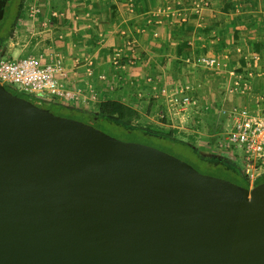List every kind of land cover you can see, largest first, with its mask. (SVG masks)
I'll return each mask as SVG.
<instances>
[{"label": "water", "instance_id": "95a60500", "mask_svg": "<svg viewBox=\"0 0 264 264\" xmlns=\"http://www.w3.org/2000/svg\"><path fill=\"white\" fill-rule=\"evenodd\" d=\"M0 264H264V183L203 174L0 84Z\"/></svg>", "mask_w": 264, "mask_h": 264}, {"label": "crops", "instance_id": "0c3cea01", "mask_svg": "<svg viewBox=\"0 0 264 264\" xmlns=\"http://www.w3.org/2000/svg\"><path fill=\"white\" fill-rule=\"evenodd\" d=\"M194 3L30 1L40 8L42 20H51L44 37H36L34 53L44 61L50 54L62 60L64 86L78 99L61 104L97 114L102 103H123L135 111L137 127L180 136L206 155L221 131L211 123L218 110L195 114L203 120L198 128L192 124L198 131L189 128L192 121L179 127L182 117L168 115L159 89L179 97L186 91L199 104L219 109L264 105V0H209L198 12ZM204 59L219 65H204Z\"/></svg>", "mask_w": 264, "mask_h": 264}, {"label": "built area", "instance_id": "2783aa9c", "mask_svg": "<svg viewBox=\"0 0 264 264\" xmlns=\"http://www.w3.org/2000/svg\"><path fill=\"white\" fill-rule=\"evenodd\" d=\"M195 10L200 11L201 6H208L209 0H194ZM39 7H31L28 15L36 17L39 15ZM46 21L38 19V25L47 28ZM49 60L36 56L25 58H14L12 56L0 55V84L13 88L14 90L30 96L45 99L52 96L57 99L75 103L78 97L64 86L67 72L62 60L55 54L49 55ZM201 63L209 67L218 66L215 59H204ZM183 91L181 97L178 92H171L162 87L159 94L164 97L168 106V115L172 119L182 117L179 127H183L196 118L199 114L200 104L194 97L188 96ZM257 110L246 107H231L221 109L224 117L228 120L227 127L216 136L212 144L208 145L206 155L220 157L235 166L237 159H242V174L251 183L255 184L264 177V105ZM191 130L198 129L201 122H195Z\"/></svg>", "mask_w": 264, "mask_h": 264}, {"label": "trees", "instance_id": "16d2710c", "mask_svg": "<svg viewBox=\"0 0 264 264\" xmlns=\"http://www.w3.org/2000/svg\"><path fill=\"white\" fill-rule=\"evenodd\" d=\"M21 1L22 0H10L8 2L6 7L8 18H4L0 23V39L10 33L11 26L15 21ZM5 88L12 94L54 113L55 115L82 121L111 136L113 134H110V132H112V128H115L114 130L117 135L123 136L121 138L124 140L146 144L170 153L172 156L175 155L171 152H175L179 155L175 157L190 164L196 170L198 169L195 165L200 164L210 175L228 180L244 189H250V182L237 166L227 164L226 161L220 157L202 154V152L191 146L190 143L176 139L172 133L134 126L133 121L136 116L135 111L123 103L117 101L102 103L98 113L92 114L61 103L20 93L8 86H5ZM147 140L155 141L159 146H153L147 143ZM263 183L264 177L257 181L254 184V187Z\"/></svg>", "mask_w": 264, "mask_h": 264}, {"label": "rangeland", "instance_id": "374dc122", "mask_svg": "<svg viewBox=\"0 0 264 264\" xmlns=\"http://www.w3.org/2000/svg\"><path fill=\"white\" fill-rule=\"evenodd\" d=\"M30 1H34V0H22L21 1L20 5H19V9L17 10L15 21L13 22V24L11 26L10 33L7 36H4L3 38L0 39V55H6V56L11 55L14 58H25L28 56V53L30 52L31 55L36 56L35 55L36 53H34V52H36L37 49L39 48L37 43L40 42V41L36 40V37H39L38 35H41L40 36L41 38L44 37V33H43L44 28L42 29L41 27L40 28L38 27V19L39 18L42 19L41 13H39V15L36 17H32V16L28 15V13L32 7V6H29ZM4 18L5 19L8 18V15L6 12H5ZM44 21L48 22L51 20L44 18ZM37 57H40V56H37ZM45 100L60 103L59 102L60 99H53L52 96H46ZM209 105L210 106H207V104L206 105L200 104V109L198 111H199V113L202 114L201 117H204V115L207 116L208 111H210L211 109H213L214 112H216L218 110L217 112H219V114H216V116H212L211 123H213V125L216 129L220 128L221 131L220 132L218 131V132L222 133L223 130L228 125V120L224 117L223 113L221 112V107L219 109L218 104H212V105L209 104ZM224 107H228V106L226 105ZM215 109H217V110H215ZM197 115H199V114H197ZM209 115L211 116V114H209ZM190 121H191V119H190ZM197 121H200L201 123H203L202 118H197V117H196V119H194L192 121V123H195ZM133 125L137 127L136 123ZM114 129L115 128H112V132H110V134H113L112 135L113 137L118 138V139L123 140V141H130V140L122 139L121 137H123V136L117 135V133ZM179 137H175V138L181 140V137L180 138ZM132 142H134V141H132ZM147 143H149L153 146H159V144L156 143L155 141H148L147 140ZM171 153L174 154L175 156H179L175 152H171ZM226 163L229 165H234V164L229 163V162H226ZM235 164L239 168H243V166H244L242 159H237L235 161ZM195 167L201 173L210 175L203 168L202 165L196 164ZM252 188H254V184L250 183V189H252Z\"/></svg>", "mask_w": 264, "mask_h": 264}]
</instances>
